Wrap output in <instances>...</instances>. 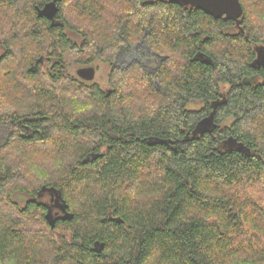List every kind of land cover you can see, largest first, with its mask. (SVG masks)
<instances>
[{
	"label": "trees",
	"instance_id": "1",
	"mask_svg": "<svg viewBox=\"0 0 264 264\" xmlns=\"http://www.w3.org/2000/svg\"><path fill=\"white\" fill-rule=\"evenodd\" d=\"M241 3L237 28L167 0H0V264H264V0ZM133 46L155 73L115 65ZM98 62L108 91L69 72Z\"/></svg>",
	"mask_w": 264,
	"mask_h": 264
},
{
	"label": "water",
	"instance_id": "2",
	"mask_svg": "<svg viewBox=\"0 0 264 264\" xmlns=\"http://www.w3.org/2000/svg\"><path fill=\"white\" fill-rule=\"evenodd\" d=\"M171 3L179 4L185 8L201 10L209 16L215 19H225L235 22L237 28H241L242 19L244 17V8L241 0H167ZM40 17H46L47 19L55 22L56 15L58 13V7L56 2L47 4L43 9L38 8ZM78 75L87 81H92L95 76V68L88 67L82 68L78 71ZM210 121L204 120L200 123V131L210 127ZM213 130V127L210 131ZM156 143H163L159 140H154ZM240 150H244L242 145L238 144ZM54 226V222H52Z\"/></svg>",
	"mask_w": 264,
	"mask_h": 264
},
{
	"label": "rangeland",
	"instance_id": "3",
	"mask_svg": "<svg viewBox=\"0 0 264 264\" xmlns=\"http://www.w3.org/2000/svg\"><path fill=\"white\" fill-rule=\"evenodd\" d=\"M233 32H235L234 29H231ZM141 46V45H140ZM129 47V48H124L122 51L119 53V58L116 60L115 64L117 67L120 68H127L129 67L132 63H139L143 65L146 69L152 70L153 68L156 67L155 62H150L153 60V55L151 54L150 51H146L143 47ZM5 50L0 47V58L5 54ZM95 67V76L92 81L94 83H98L104 91H108V89H111V84H110V75L112 72V65L111 64H106L102 62H98L94 65ZM80 66H74L70 69V73L72 75L78 76L77 71L80 69ZM8 70V66H0V74L5 75ZM1 77V76H0ZM4 77V76H3ZM5 78V77H4ZM203 107V104L201 102H195L193 103L190 108L191 109H200ZM1 114V113H0ZM11 134V131L4 127L0 126V136L3 137H8ZM46 146H40L38 148V152L40 156L39 167L44 166V161H42V156H44V151H46ZM44 158V157H43ZM14 200L19 203L21 206H24L29 200H31L30 197L27 196H15Z\"/></svg>",
	"mask_w": 264,
	"mask_h": 264
},
{
	"label": "flooded vegetation",
	"instance_id": "4",
	"mask_svg": "<svg viewBox=\"0 0 264 264\" xmlns=\"http://www.w3.org/2000/svg\"><path fill=\"white\" fill-rule=\"evenodd\" d=\"M151 54L153 55V60H151L150 62H152V63L155 62L156 64H158V63H159V61H158V60H159V59H158L159 56H157V55L154 54L153 52H151ZM118 58H119V56H118ZM156 64H155V65H156ZM115 65H116V64H115ZM142 66H143V65H142ZM143 67H144V66H143ZM144 68H145V67H144ZM157 68H158V66L156 65V67L153 68L152 70H148V69H147V70L150 71V72H152V73H155L156 70H157ZM80 69H82V68H80ZM80 69H79V70H80ZM79 70H78V71H79ZM95 70H96V69H95ZM78 71H77V73H78Z\"/></svg>",
	"mask_w": 264,
	"mask_h": 264
}]
</instances>
